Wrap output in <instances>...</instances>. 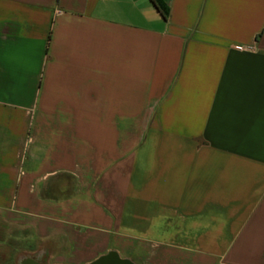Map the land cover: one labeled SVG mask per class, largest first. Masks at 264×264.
Masks as SVG:
<instances>
[{
    "label": "crops",
    "instance_id": "obj_1",
    "mask_svg": "<svg viewBox=\"0 0 264 264\" xmlns=\"http://www.w3.org/2000/svg\"><path fill=\"white\" fill-rule=\"evenodd\" d=\"M165 1L0 0V218L49 264H264V0Z\"/></svg>",
    "mask_w": 264,
    "mask_h": 264
},
{
    "label": "rangeland",
    "instance_id": "obj_2",
    "mask_svg": "<svg viewBox=\"0 0 264 264\" xmlns=\"http://www.w3.org/2000/svg\"><path fill=\"white\" fill-rule=\"evenodd\" d=\"M29 235V230L18 227H10L0 218V243L4 244L3 246L1 245L3 247H1V249L5 250L8 253V257L10 259H14L13 264H17V258L20 254L33 253L34 250H37L38 241L30 238ZM139 239H144V241L148 239V243H151V238ZM118 254L121 257L129 256L139 264H150L151 262L150 251L148 250H146L145 253H140V251L138 252L134 248H130V250L119 252ZM145 254L147 255V257L144 256Z\"/></svg>",
    "mask_w": 264,
    "mask_h": 264
},
{
    "label": "flooded vegetation",
    "instance_id": "obj_3",
    "mask_svg": "<svg viewBox=\"0 0 264 264\" xmlns=\"http://www.w3.org/2000/svg\"><path fill=\"white\" fill-rule=\"evenodd\" d=\"M0 244V264H13L14 259L8 257V253L2 250ZM9 246V245H8ZM3 248V247H2ZM17 264H49L45 259V253L40 250L33 253L20 254L17 258ZM50 264H64V263H50Z\"/></svg>",
    "mask_w": 264,
    "mask_h": 264
},
{
    "label": "water",
    "instance_id": "obj_4",
    "mask_svg": "<svg viewBox=\"0 0 264 264\" xmlns=\"http://www.w3.org/2000/svg\"><path fill=\"white\" fill-rule=\"evenodd\" d=\"M89 264H135L129 259L121 257L114 251H109L106 254L99 256Z\"/></svg>",
    "mask_w": 264,
    "mask_h": 264
},
{
    "label": "trees",
    "instance_id": "obj_5",
    "mask_svg": "<svg viewBox=\"0 0 264 264\" xmlns=\"http://www.w3.org/2000/svg\"><path fill=\"white\" fill-rule=\"evenodd\" d=\"M150 1L155 6V8L158 10V12L161 14L163 19L167 20L169 17V14H170V8H169L168 4L166 3V1L165 0H150ZM114 252H116V251H114Z\"/></svg>",
    "mask_w": 264,
    "mask_h": 264
},
{
    "label": "built area",
    "instance_id": "obj_6",
    "mask_svg": "<svg viewBox=\"0 0 264 264\" xmlns=\"http://www.w3.org/2000/svg\"><path fill=\"white\" fill-rule=\"evenodd\" d=\"M232 48L238 49V50H247L249 47L241 45V44H231Z\"/></svg>",
    "mask_w": 264,
    "mask_h": 264
}]
</instances>
